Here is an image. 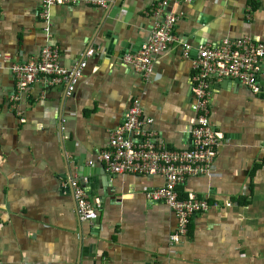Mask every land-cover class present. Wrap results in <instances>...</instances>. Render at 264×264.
Listing matches in <instances>:
<instances>
[{
    "label": "crops",
    "instance_id": "1",
    "mask_svg": "<svg viewBox=\"0 0 264 264\" xmlns=\"http://www.w3.org/2000/svg\"><path fill=\"white\" fill-rule=\"evenodd\" d=\"M105 1L106 10L53 8L43 21L41 0H0V263L264 264V63L258 95L235 81L210 82L209 119L225 142L214 177H190L177 188L182 197L207 198L209 208L173 247L174 214L146 198L162 177L111 175L87 163L133 100L169 148H187L190 62L174 44L148 81L126 67L119 58L147 40L163 0ZM171 9L181 16L174 35L193 50L243 37L264 44V0H190ZM45 46L57 48L69 70L88 50L103 55L87 61L70 96L45 79L14 107L12 68L37 60ZM81 165L93 169L85 190L101 203L91 222L78 219L72 195L60 190L63 180L79 179Z\"/></svg>",
    "mask_w": 264,
    "mask_h": 264
},
{
    "label": "built area",
    "instance_id": "2",
    "mask_svg": "<svg viewBox=\"0 0 264 264\" xmlns=\"http://www.w3.org/2000/svg\"><path fill=\"white\" fill-rule=\"evenodd\" d=\"M189 1L163 0L153 15L161 20L157 21L147 40L138 50L130 51L119 59L126 67H130L148 81L153 75L157 58L165 55L172 45H180L181 57L190 62L192 71L189 146L183 149L169 148L165 140L158 138L157 133L148 128L153 119L145 117L140 102L133 100L120 125L109 135L107 147L87 163L90 166L94 163L100 164L104 172L111 175L162 177V187L148 191L146 198L152 202H163L174 214L176 228L169 237L173 247L187 237L192 219L209 208L207 198H198L192 193L182 197L177 188L190 177H214L217 150L225 142L224 133L210 123V82L235 81L252 95H258L264 63V44L250 37L224 39L217 45L203 44L196 50L179 42L174 31L181 16L172 9H167L170 4L176 6ZM79 5L100 10L108 8L105 0H41L40 18L47 21L49 11L53 8ZM46 32L48 33V29ZM192 51L193 58L190 57ZM99 54L103 55L98 49L88 50L82 60L69 70L60 66L57 48L45 46L37 60L32 59L12 68L16 83L9 104L16 107L25 90L45 79L50 86L63 88L66 96H70L87 66V61ZM60 190L63 194L70 191L80 221L96 220L101 206L100 200L91 198L78 178L63 180Z\"/></svg>",
    "mask_w": 264,
    "mask_h": 264
},
{
    "label": "water",
    "instance_id": "3",
    "mask_svg": "<svg viewBox=\"0 0 264 264\" xmlns=\"http://www.w3.org/2000/svg\"><path fill=\"white\" fill-rule=\"evenodd\" d=\"M227 81L228 80H225V82H227ZM92 171H93V169L91 167H86V166H82V165L79 166L78 169H77L78 177H79L80 182H81V184L83 185L84 188H85V186L87 184L86 183L87 182V179L85 177H87L90 173H92ZM68 193H70L69 190H68Z\"/></svg>",
    "mask_w": 264,
    "mask_h": 264
},
{
    "label": "clouds",
    "instance_id": "4",
    "mask_svg": "<svg viewBox=\"0 0 264 264\" xmlns=\"http://www.w3.org/2000/svg\"><path fill=\"white\" fill-rule=\"evenodd\" d=\"M141 45H142V44H141ZM139 48H140V47H139ZM139 48H137L136 50H138ZM192 50H193V49H192ZM128 52H129V51H128ZM128 52H127V53H128ZM192 52H193V51H192ZM105 53H106V51H105ZM125 54H126V53H125ZM125 54H124V55H125ZM96 57H98V56H96ZM119 59H121V58H119Z\"/></svg>",
    "mask_w": 264,
    "mask_h": 264
}]
</instances>
